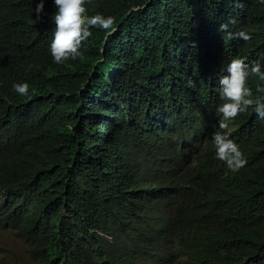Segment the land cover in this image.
Instances as JSON below:
<instances>
[{
	"label": "trees",
	"instance_id": "trees-1",
	"mask_svg": "<svg viewBox=\"0 0 264 264\" xmlns=\"http://www.w3.org/2000/svg\"><path fill=\"white\" fill-rule=\"evenodd\" d=\"M40 2L0 0V226L35 264H264V118L230 122L247 160L233 172L207 109L224 63L264 70V3L93 0L86 15L114 31L91 28L83 59L57 64V7L37 19ZM215 16L251 41H215ZM247 86L264 97V80Z\"/></svg>",
	"mask_w": 264,
	"mask_h": 264
},
{
	"label": "clouds",
	"instance_id": "clouds-1",
	"mask_svg": "<svg viewBox=\"0 0 264 264\" xmlns=\"http://www.w3.org/2000/svg\"><path fill=\"white\" fill-rule=\"evenodd\" d=\"M92 2L93 0H54L57 12L52 17L55 31L50 44V51L55 63L61 64L69 59L76 60L77 58L82 60L81 47L92 36L91 28L98 27L104 31H109V34H111L110 30L114 31V17H104L101 14L90 17L86 15L88 11L86 5H91ZM261 2L264 3V0ZM43 9L44 2L41 0L34 9L37 19L40 18ZM222 22L221 16H215L212 20V33L215 35V41L228 42L231 38L241 39L245 42L251 41L252 36L246 31H239L230 35L219 31L217 27ZM220 69L224 72L220 75H214L213 80L222 102L218 106L217 102L213 101L207 107L208 112L213 114V118L216 119L217 117L218 123V130L213 133L212 140L216 147L217 158L223 161L229 170L238 172L246 166L247 160L239 146L230 138V122L246 113L249 108H252L260 118H264V97L258 96L256 99H252L253 92L247 86L250 76L264 80V70H262L259 62H253L249 66L243 59H233L230 63H224ZM13 89L19 95L31 99L32 94L29 92L27 83L14 84ZM257 92L264 93V87H258ZM199 124L195 125V134H191L192 138L187 140V146L196 149L197 152L205 139L204 130L197 128ZM0 228L6 230L2 226ZM99 234L104 235L103 233ZM107 238L111 239L110 237Z\"/></svg>",
	"mask_w": 264,
	"mask_h": 264
},
{
	"label": "rangeland",
	"instance_id": "rangeland-1",
	"mask_svg": "<svg viewBox=\"0 0 264 264\" xmlns=\"http://www.w3.org/2000/svg\"><path fill=\"white\" fill-rule=\"evenodd\" d=\"M25 248L12 233L0 228V264H35Z\"/></svg>",
	"mask_w": 264,
	"mask_h": 264
},
{
	"label": "bare ground",
	"instance_id": "bare-ground-1",
	"mask_svg": "<svg viewBox=\"0 0 264 264\" xmlns=\"http://www.w3.org/2000/svg\"><path fill=\"white\" fill-rule=\"evenodd\" d=\"M217 99V98H216Z\"/></svg>",
	"mask_w": 264,
	"mask_h": 264
}]
</instances>
